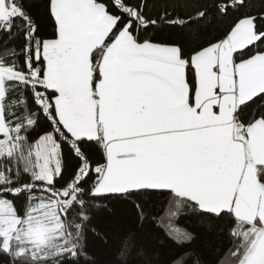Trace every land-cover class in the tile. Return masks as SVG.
Wrapping results in <instances>:
<instances>
[{"label":"snow or ice","instance_id":"6c2138e0","mask_svg":"<svg viewBox=\"0 0 264 264\" xmlns=\"http://www.w3.org/2000/svg\"><path fill=\"white\" fill-rule=\"evenodd\" d=\"M0 264H264V0H0Z\"/></svg>","mask_w":264,"mask_h":264}]
</instances>
